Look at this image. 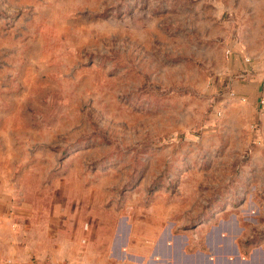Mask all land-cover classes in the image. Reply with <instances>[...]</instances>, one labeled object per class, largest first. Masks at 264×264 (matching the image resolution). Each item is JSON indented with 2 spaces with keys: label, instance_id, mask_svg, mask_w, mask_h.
I'll return each instance as SVG.
<instances>
[{
  "label": "rangeland",
  "instance_id": "1",
  "mask_svg": "<svg viewBox=\"0 0 264 264\" xmlns=\"http://www.w3.org/2000/svg\"><path fill=\"white\" fill-rule=\"evenodd\" d=\"M261 99L264 0H0V235L130 216L264 264Z\"/></svg>",
  "mask_w": 264,
  "mask_h": 264
},
{
  "label": "crops",
  "instance_id": "2",
  "mask_svg": "<svg viewBox=\"0 0 264 264\" xmlns=\"http://www.w3.org/2000/svg\"><path fill=\"white\" fill-rule=\"evenodd\" d=\"M98 220L81 229L73 225L66 247L56 248L48 260L47 251L34 252L19 244L13 235H0V264H186L185 241L181 235L160 237L154 234L138 236L130 216L113 220L109 234L102 231ZM49 230L48 234H52ZM58 233V232H56ZM195 264H202V254Z\"/></svg>",
  "mask_w": 264,
  "mask_h": 264
},
{
  "label": "water",
  "instance_id": "3",
  "mask_svg": "<svg viewBox=\"0 0 264 264\" xmlns=\"http://www.w3.org/2000/svg\"><path fill=\"white\" fill-rule=\"evenodd\" d=\"M219 229L218 228L212 235L216 238L218 237L219 234ZM213 237V238H214ZM215 242V240H214ZM211 243V247H212V240L210 241ZM227 252L226 249L223 250L222 253ZM231 252V251H230ZM255 255L251 257V259L248 262H245V264H257L258 259L257 257L259 256V254L255 251L254 253ZM258 255V256H257ZM204 260H205V264H212V262H210L209 258L207 255H204ZM240 261H238V259H226L224 258V256L221 254V252L219 251V254L216 256V260H215V264H244V263H239ZM260 264V263H259Z\"/></svg>",
  "mask_w": 264,
  "mask_h": 264
},
{
  "label": "built area",
  "instance_id": "4",
  "mask_svg": "<svg viewBox=\"0 0 264 264\" xmlns=\"http://www.w3.org/2000/svg\"><path fill=\"white\" fill-rule=\"evenodd\" d=\"M261 103H264V99H261Z\"/></svg>",
  "mask_w": 264,
  "mask_h": 264
}]
</instances>
